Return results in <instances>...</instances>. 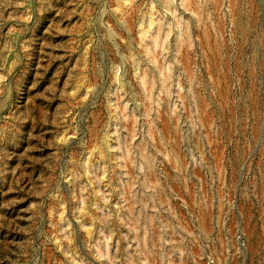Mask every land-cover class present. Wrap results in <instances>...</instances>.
I'll return each mask as SVG.
<instances>
[{
    "label": "rangeland",
    "instance_id": "obj_1",
    "mask_svg": "<svg viewBox=\"0 0 264 264\" xmlns=\"http://www.w3.org/2000/svg\"><path fill=\"white\" fill-rule=\"evenodd\" d=\"M0 264H264V0H0Z\"/></svg>",
    "mask_w": 264,
    "mask_h": 264
}]
</instances>
